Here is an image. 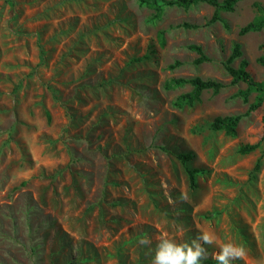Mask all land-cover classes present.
<instances>
[{
    "label": "rangeland",
    "instance_id": "obj_1",
    "mask_svg": "<svg viewBox=\"0 0 264 264\" xmlns=\"http://www.w3.org/2000/svg\"><path fill=\"white\" fill-rule=\"evenodd\" d=\"M155 1L0 0V264H151L160 239L204 232L201 264L225 243L264 264V103L248 113L258 94L226 70L238 52L264 82V28L240 35L264 0L217 22ZM190 78L224 87L179 107L194 87L166 85Z\"/></svg>",
    "mask_w": 264,
    "mask_h": 264
},
{
    "label": "trees",
    "instance_id": "obj_2",
    "mask_svg": "<svg viewBox=\"0 0 264 264\" xmlns=\"http://www.w3.org/2000/svg\"><path fill=\"white\" fill-rule=\"evenodd\" d=\"M242 0H170V1H164L162 5L165 6H181L184 8L191 7L193 5H196L197 3H206L212 7L215 8L214 15L211 19V22H217L221 21V13L222 12H232L234 11L236 5ZM144 3L148 4L151 7H158V9L161 8V5L158 4L155 0H143ZM264 28V12L260 11V14L249 24L244 26L240 30V35L244 36L251 32H259ZM192 49L197 50L199 53L202 54V49L197 46H192ZM262 50H264V46H262ZM240 56V53L237 52L236 55L232 56L229 62L226 64V70L229 73V75L233 78V82H244L248 86V91L244 95L245 101H247V95L249 93H257V101L255 104H252L249 108L248 113L251 111H254L258 109L262 103H264V82L256 81L253 76L250 74V72L247 70V63L242 62L241 66L239 68L232 67L231 63L235 57ZM204 61H208V58L206 56H202L200 59L197 60V63L200 64ZM259 63L264 65V56L259 59ZM184 85H191L194 87V91L189 94L180 97L177 100V106L181 107L185 105L186 103H190L191 101L195 100L199 93L203 90H215L219 91L224 87V84L220 82L215 81H204L200 78H190V79H173L171 80L166 87L169 89L175 88V87H181ZM241 116H235V117H225V118H217L212 126V128L216 131L224 130L228 135H233L236 132V127L238 123L240 122ZM258 144L256 145H246L243 146L240 150L242 154H248L253 152L255 149H257ZM179 160L183 163L191 161L194 156L191 153L187 154H180L178 156ZM197 171H190V181L192 185L194 184L195 179V173ZM204 264H211V263H204Z\"/></svg>",
    "mask_w": 264,
    "mask_h": 264
},
{
    "label": "clouds",
    "instance_id": "obj_3",
    "mask_svg": "<svg viewBox=\"0 0 264 264\" xmlns=\"http://www.w3.org/2000/svg\"><path fill=\"white\" fill-rule=\"evenodd\" d=\"M214 236L204 232L194 238L178 242L164 237L155 246L151 264H201L207 258V245L214 243ZM141 245H147V239H140ZM245 255L243 245L225 243L219 251L212 254L217 264H234V261L242 259Z\"/></svg>",
    "mask_w": 264,
    "mask_h": 264
}]
</instances>
